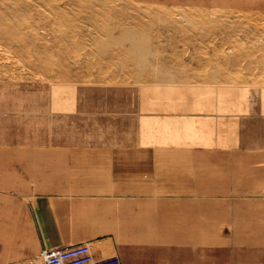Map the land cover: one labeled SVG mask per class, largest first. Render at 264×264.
<instances>
[{"label":"rangeland","instance_id":"1","mask_svg":"<svg viewBox=\"0 0 264 264\" xmlns=\"http://www.w3.org/2000/svg\"><path fill=\"white\" fill-rule=\"evenodd\" d=\"M157 1L0 0V206L28 205L32 226L23 247L17 237H11V230L4 229L5 214H0V264H43L35 232L48 238L54 230L73 233L80 224L99 227L103 216L115 214L112 211L118 209L122 195L115 192L116 180L103 173L102 165L91 157L97 150L155 152L151 162H157L156 178L164 161L166 168L184 167L174 178L173 187L178 190L199 173L216 169L221 192L220 200L212 198L215 208H220L212 232L201 227L198 238L187 240L170 229L171 224H160L164 228H159L157 221L158 227L149 229L153 238L135 245L134 258L127 254L130 259L124 261L123 254L113 252L105 255L103 264H264V250L245 249L232 238L239 220L260 215L264 219V165L250 163L245 155L260 144L264 148V138L258 143L254 133L241 130L238 141V134L227 132L219 136L225 145L216 148L221 163H201L195 158L203 153L198 145L168 143L174 138L186 140L193 132L182 128L175 133L171 129L173 120L169 118L178 117L180 108L163 97L167 92L185 94L188 87H197L199 95L193 103L197 108L206 99L205 89L215 84L236 86V75L241 74L222 72L216 56L225 52L227 62L231 60L226 67L238 73L231 58L235 53L249 56L248 43L264 35L245 19L240 26L228 24L230 34L244 46L235 47L220 35L211 42L216 29L209 31L208 24L203 23L204 31L199 32L185 22L173 29L162 19V11L186 12L188 0ZM226 5L207 7L222 10ZM145 9L149 12H142ZM132 31L146 47L131 46L124 35ZM194 32L200 33V38L192 36ZM23 42L29 45L23 46ZM218 99L211 101L217 103ZM184 103L179 101V107ZM167 120L170 126H164ZM143 125L149 126V131ZM49 149L73 150L75 160L71 162L70 151L60 158ZM170 149L177 151L173 159L167 154ZM183 158L182 163L178 161ZM110 199L114 203L107 206ZM199 199L211 200L207 196ZM93 209L100 211L95 215ZM207 215H195L190 226L203 225ZM114 223H118L117 218ZM108 237L106 233L95 235L97 239ZM81 243L89 245L88 241Z\"/></svg>","mask_w":264,"mask_h":264},{"label":"bare ground","instance_id":"2","mask_svg":"<svg viewBox=\"0 0 264 264\" xmlns=\"http://www.w3.org/2000/svg\"><path fill=\"white\" fill-rule=\"evenodd\" d=\"M144 1L146 3L147 2L158 3L157 0H144ZM221 3H223L225 5L228 4L229 6L226 5L225 9H222V10L207 7L210 4L218 5ZM164 8H165V6H164ZM174 8H176V7L174 6ZM187 8H186L187 13L184 12L182 14L181 13L180 14L179 13H171L170 10H168L169 12L168 11L167 12H165V11L161 12L160 11L162 13V16L164 17L162 19L165 21V23H167L173 29H179V27H181V24H184V22H185V23L193 26L195 31H199V32L204 31L203 23L208 24V26H207L208 29L212 28V27L214 28L213 30L216 29V31H213V33H215V34L212 35L213 40L211 42H213L218 37V35H220L226 39V42H230L235 47L241 46L243 44V41L242 40L239 42L236 41L235 40L237 38L236 36L234 39V36H233L234 34L233 35L230 34V29L228 28V26H229L228 24H230V25L235 24V25L240 26V23L246 19V20L253 22L254 25L256 26V28H258V29L260 28V32L263 33V35H264V0H188ZM167 9H169V7ZM171 10L174 11L173 9H171ZM145 11L149 12L148 9H145L144 11L142 10V12H144V13H145ZM152 13H147V14H152ZM49 16H51V15H49ZM51 17H54V16H51ZM21 18H23V17H21ZM23 20H24V18H23ZM25 26H26V24H25ZM25 26H23V27H25ZM145 26H146V24H145ZM23 27H22V29H23ZM136 27H138V25L135 26V28ZM128 28H130V27H128ZM135 28H131V29L135 30ZM227 28L229 29V32H228ZM144 29H145V27H144ZM128 30H130V29H128ZM209 31H210V29H209ZM209 31H207V33ZM236 31H238V30H236ZM242 31H243V28H242ZM242 31H241V33H242ZM133 32L134 31L129 32V33H131L130 35L126 34V35H124L126 37H124V36L123 37L126 38L127 41L128 40L130 41V44L132 47H139V48L140 47H146L145 42L140 40L139 38H137L138 36H136L137 34H135L136 31L134 33ZM232 32L233 31L231 30V33ZM209 33H211V32H209ZM123 34H125V32H123ZM198 35H201V34L195 33L192 36H198ZM143 36H144V34H143ZM198 38H200V37L198 36ZM242 38H244V37H242ZM220 41H221V39H220ZM220 41H219V43H220ZM250 42L251 43L247 42L248 45L251 44V46H248L251 49V50L248 49V50H250L248 52L249 56H247V54H245L247 57L243 56L244 54H242V53H237V55H236V53H235L234 58H231V59H233L232 60L233 68L234 67L239 68L238 73H236V72L233 73V71L228 68L229 66L226 67L231 60L229 62H227L228 58L225 55V52H224V54L222 53V51H221L222 54L219 52L220 55L218 53L219 56L218 57L216 56V59H215L216 61H220L222 63L220 65V67L222 68L221 69L222 72H228L229 74H238V75L241 74L242 75V76L240 75V77L236 75V80H237L236 86H227L226 87L225 84H224L225 86L215 84L213 87L209 88V90L205 89L206 91L204 92V94H205L204 97L206 99L204 101H202L200 104H198V105L196 104L197 108H195L193 105L194 100L199 95L197 93V90H198L197 87H194V89H191L190 87H188L187 92H185V94H183L179 91H174V92L165 91L167 93L164 94L163 97L165 99H169L174 105L178 106V110L180 108V111L177 113V115L179 114V116H178L179 118L176 117L177 115L175 116L176 118H178L177 122L175 121L176 118H173V116L171 117L173 119L169 118L170 121L173 120L172 125H171V127H172L171 129L174 132L175 131L179 132V130L183 128L185 131L189 130V131L193 132V135H191V136L189 135L188 138L190 140H188V141H187L188 138L185 140V138L183 137L184 140H182L181 138L180 139L177 138L178 140L174 138L173 140L171 139L168 143L173 144L174 146L175 145H181V146H193V145L196 146V145H198L199 147L202 148L203 153L200 154L198 157H195V158L201 159L200 160L201 163L207 162L208 160H212V162H215V163H217V162L221 163L222 157H221L220 153L217 152L216 148L223 147V145H225L220 141L221 138L219 136L223 135L227 132H229V133L235 132V134L240 133L241 130L252 132L257 137V138L255 137L257 142L259 141L258 139L264 138V37L254 38ZM22 44H23V46H26V47L29 45V43H26V42H23ZM117 44H118V42H117ZM244 45H242V46H244ZM215 49H216V46H215ZM239 49H241V48H239ZM245 49H246V47H245ZM232 51H233V49H232ZM240 51L242 52L243 50H240ZM251 52H257L259 54L258 58H256L255 56L254 57L250 56ZM231 54L232 53L230 52V54H228V56H230ZM144 55H146V53H144ZM230 57H232V56H230ZM245 57H246V59H245ZM203 59H205V58H203ZM213 59H214V57H213ZM242 61L245 63L241 64L240 62H242ZM226 63H228V64L225 65ZM244 68L247 70V73L246 74L244 73V75H243L242 70H244ZM221 71H220V73H221ZM159 75L161 76V74H159ZM163 77L164 76H162L161 78H163ZM204 80H206V79H204ZM169 91H171V90H169ZM61 96L63 97V95H61ZM64 97H66V96H64ZM212 98H221V99H218L220 101H218L216 103V102L211 101ZM179 101H184L185 102L184 105H181V107H179V105H178ZM220 102H224L225 104L229 103V104H228V106L224 105L225 106L224 107L222 105L224 103H220ZM51 109H53V108H51ZM71 109H74V108H71ZM69 111H70V109H69ZM170 121H168L166 123L163 122L164 126H167L168 123H169L168 126H170ZM174 122H176V123L173 124ZM146 127H147V125H146ZM146 127L144 126V129ZM147 128L148 129H145V131H149V126ZM140 129L142 130V128H140ZM169 129H167V131ZM142 131H144V130H142ZM168 132L170 133V130ZM24 134H25V132H24ZM168 135H170V134H168ZM237 136H238V141H239V134ZM240 138H241V135H240ZM235 139H236V137H235ZM166 140H167V138H166ZM227 145H228V143H227ZM261 146H262V144H260L258 147L251 148L249 150V152H247L245 155L247 156V159L250 161V163H256L262 167L264 165V163H263L264 162V148ZM176 152L177 151H175L174 149H170V150H168L167 154H169V156H171V159H173L174 156L176 157V155H175ZM182 160H184V158L181 160H178V161H180L182 163ZM215 163H213V164H215ZM164 164H165V161L163 162V166L166 167V165H164ZM182 168H184V167L183 166H179V167L170 166L167 169L170 173H175V172H178L179 170H181ZM204 203H206V202H204ZM207 209L208 208H206V210ZM215 224H216V222L212 221V223L206 222L203 225L201 224L202 226L193 225V226H189L187 228H183L182 231L184 232V234L181 231L182 238H187V240H188V238H191L193 236H195V238H198L199 237L198 234L201 231L200 230L201 227H202V231L212 232V230L215 228ZM252 224L256 225V227H254V229L253 228L248 229V227H247L246 230L243 231L245 233V235L241 236L240 240H238L239 237H238V234H236L237 237H236V240H234V241L237 244H241L242 246H245V249H250V248L255 249L256 248L257 250L262 251V250H264V220H257V221H254ZM237 232L238 231H236V233ZM190 234H192V236ZM202 237H203V235H202ZM182 238L180 240H182ZM89 247H90L92 253H94L91 246H89ZM105 247L106 246L100 247L99 253H97V254L94 253V255L99 259L105 258ZM130 257L134 258L133 255H130ZM41 262L43 263L42 260H41ZM262 263H264V260Z\"/></svg>","mask_w":264,"mask_h":264},{"label":"crops","instance_id":"3","mask_svg":"<svg viewBox=\"0 0 264 264\" xmlns=\"http://www.w3.org/2000/svg\"><path fill=\"white\" fill-rule=\"evenodd\" d=\"M51 151L58 153L60 158L66 156L70 151L71 162L75 160L73 150H68L67 153L65 150H48V152ZM97 151L91 157L96 159V163L102 165L103 173L107 172L110 178L116 180L117 187L115 192L116 194L122 195L118 209L112 211V213L115 212V214L113 213L114 215L117 214L116 218L118 219V223H114L116 218H114L113 214L109 213V215L106 214L103 216V221L102 223L100 222L99 227L80 224L81 226L77 227L73 233L54 230L50 233V238L45 237L42 233L38 235L35 232L41 250L47 248V246L61 247L68 243L79 244L83 241H88L93 246L92 248L95 249L93 251L95 254L99 253L100 247L106 246L105 255L119 252L124 255L123 258L126 261V259L129 260L131 258H128L127 254L130 256L137 252L135 245L142 242V240H151L153 238L149 229L158 227L157 221L159 228H164L160 224L165 225L168 223V225L171 224L170 229H176L180 233L183 228L190 226V222H195V215L203 214L205 216L208 214L205 217L208 220L207 222L211 221L212 223V221H217L215 213L218 212L219 214L220 208L216 209L215 202L212 200V198L220 200L221 197L220 179L216 169L213 168L215 171L211 170V172L209 171L207 173H199L195 180L191 181V183L186 181V184H182L181 189L178 190L173 187L174 178L178 174H181L184 168L175 173H170L166 167L159 168L160 177L159 179L156 178L157 162H151L155 157L152 153L155 152H151L150 150H122L116 153ZM152 156L154 157L151 160ZM110 178L108 179L112 180ZM121 181H124V183ZM205 196L211 200L205 201L199 199ZM152 198L155 199L154 202H152ZM113 203L114 200L110 199L107 206H112ZM206 208L208 209L206 210ZM97 209H93L91 212L97 215L98 211H100ZM109 211L111 212V210ZM2 212L5 214L3 218L4 229L11 230V237H17L20 240L18 245L23 244V247L25 244L27 245L28 243L25 242L27 240L26 235H28L27 232L32 227L29 224V206L10 203L5 206H0V214ZM135 214H139L141 219H138V216L134 217ZM257 220L264 219L260 215L250 216L248 219L245 217V219L239 220L233 227L232 238L236 240V234H238V240H240V237L245 235L243 231L247 227L248 229H254L256 227L252 223ZM177 221L180 222L179 225L176 224ZM193 225L195 224H191V226ZM196 226L202 225L197 224ZM236 231L239 233H236ZM99 233H106L109 237L107 239L95 238V235ZM138 235L140 240L137 241L136 238ZM47 240H50V242Z\"/></svg>","mask_w":264,"mask_h":264},{"label":"built area","instance_id":"4","mask_svg":"<svg viewBox=\"0 0 264 264\" xmlns=\"http://www.w3.org/2000/svg\"><path fill=\"white\" fill-rule=\"evenodd\" d=\"M38 258L44 264H103L105 259L97 258L87 244H70L62 247L45 248Z\"/></svg>","mask_w":264,"mask_h":264}]
</instances>
